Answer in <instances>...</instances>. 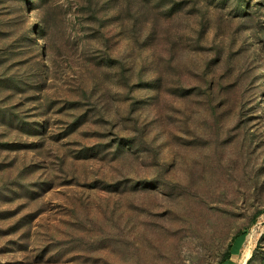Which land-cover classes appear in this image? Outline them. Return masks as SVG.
<instances>
[{
	"label": "rangeland",
	"instance_id": "1",
	"mask_svg": "<svg viewBox=\"0 0 264 264\" xmlns=\"http://www.w3.org/2000/svg\"><path fill=\"white\" fill-rule=\"evenodd\" d=\"M229 248L264 264V0H0V264Z\"/></svg>",
	"mask_w": 264,
	"mask_h": 264
},
{
	"label": "trees",
	"instance_id": "2",
	"mask_svg": "<svg viewBox=\"0 0 264 264\" xmlns=\"http://www.w3.org/2000/svg\"><path fill=\"white\" fill-rule=\"evenodd\" d=\"M237 235H235L236 237ZM234 237V238H235ZM231 257V254H230V248L228 249V251L226 252V254L223 256V258L221 259V261L219 262V264H222L224 263L226 260H228L229 258Z\"/></svg>",
	"mask_w": 264,
	"mask_h": 264
},
{
	"label": "bare ground",
	"instance_id": "3",
	"mask_svg": "<svg viewBox=\"0 0 264 264\" xmlns=\"http://www.w3.org/2000/svg\"><path fill=\"white\" fill-rule=\"evenodd\" d=\"M251 239V238H250ZM251 254V253H250ZM249 252L247 250V252L245 253V255L243 256V259L241 260L240 264H245L246 263V259L248 258ZM251 256V255H250Z\"/></svg>",
	"mask_w": 264,
	"mask_h": 264
}]
</instances>
